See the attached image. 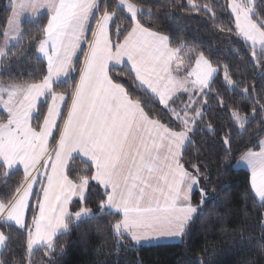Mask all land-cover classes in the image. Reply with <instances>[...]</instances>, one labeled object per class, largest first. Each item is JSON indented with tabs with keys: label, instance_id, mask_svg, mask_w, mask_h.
<instances>
[{
	"label": "snow or ice",
	"instance_id": "1",
	"mask_svg": "<svg viewBox=\"0 0 264 264\" xmlns=\"http://www.w3.org/2000/svg\"><path fill=\"white\" fill-rule=\"evenodd\" d=\"M188 3L190 11L210 13L215 20L207 4ZM173 5L184 6L174 0ZM227 8L234 28L220 25L219 30L236 37L237 58L249 59L264 79V0H229ZM42 9L47 21L36 52L46 71L31 81L0 80V112L6 113L0 118V175L7 178L22 169V179L0 198V229L9 230H0V248L15 227L26 235V264H33L34 247L52 256L56 240L73 227L114 216L109 229L115 250H136L153 239H182L191 223L208 213L241 245L255 240L264 256V213L258 237L243 227L230 229L232 210H216L218 202L231 200L226 185L208 189L212 170L205 152L211 149L187 153L194 136L218 130L204 123L209 98L227 108L221 88L239 92L252 101L254 114H264V85L258 91L246 84V76L234 79L230 65L221 67L210 47L177 43L166 30V9L146 8L144 0H12L11 31L22 35L21 15H39ZM3 39L0 70L10 71L18 53L9 50V30ZM73 73L79 79L63 88ZM121 75L135 88H126ZM241 113L240 106L233 107L231 120L244 128L248 117ZM220 143L231 145V130ZM258 147L244 151L236 163L251 170L242 198L264 209V139ZM77 157L87 162L84 169L70 163ZM233 160L227 147L214 162L226 172ZM93 190L99 196L95 210L88 206ZM0 264L19 262L0 258Z\"/></svg>",
	"mask_w": 264,
	"mask_h": 264
},
{
	"label": "trees",
	"instance_id": "2",
	"mask_svg": "<svg viewBox=\"0 0 264 264\" xmlns=\"http://www.w3.org/2000/svg\"><path fill=\"white\" fill-rule=\"evenodd\" d=\"M193 2L200 5L207 4L213 8L216 13L215 20L211 18L210 13L190 11L188 0H180L179 3L174 0L175 5H184L183 7L174 6L173 0H144L146 8L166 9V30L175 35L177 43L184 41L189 46L210 47L214 54L213 59L218 60L221 67L224 64L230 65L234 79H240L241 75H244L247 77L246 84H254L259 91L261 85H264V79L258 71L253 69L249 59L237 58L239 44L233 43L236 37L219 30L220 25L234 28V18L230 16V9L227 8L229 0H193ZM11 3L12 0H0V45L4 43L3 33L9 25ZM46 21L47 15L43 13L38 19L25 20L22 23L21 38L10 48V51L18 55L9 62L10 71L0 70V80L31 81L38 78L42 70L46 71V61L36 52L40 30ZM20 53L26 54L27 59L19 55ZM80 59L82 60L83 57L81 56ZM122 67L117 66V72ZM220 75L222 76L223 73L221 72ZM78 79L79 76L75 73L62 87L69 88L72 81ZM120 80L126 88H135L126 76L121 75ZM244 86L241 85V87ZM221 92L228 107H221L215 99L209 98L210 109L204 121L205 124L211 122L217 126L218 130L209 132L206 136H194V143L187 147V153L196 155L197 147L211 149V152H205V155L209 157L208 167L212 170V184L208 185V189L211 192L217 184L226 185L224 192L231 195L230 202L222 206L218 202L216 210L226 213L228 209H231L228 227L230 229L243 227L250 237H258L261 233L259 218L264 213V209L260 208L258 201L253 205L251 198L248 200L242 198L250 187L251 173L246 168L236 167L235 163L247 149L259 148V141L264 138V126L261 125L264 114L259 112L254 114L252 101L241 96L239 92L232 90L224 92L223 88ZM235 106H240L241 114L248 117L244 128H239L238 125L233 126L231 109ZM4 115L6 114L0 112V118ZM229 130L232 131V143L230 146L222 145L220 139ZM227 147H230L235 160L224 172L214 161ZM189 155H186L185 159H188ZM71 163L78 170L87 166V162L79 157ZM21 179L22 169L19 173L9 175L7 178L0 175V198L4 197L7 191ZM224 192L220 195L223 196ZM195 196L199 197L198 190ZM89 199L91 203L88 206L95 210L99 201L95 190ZM73 207L75 208V204ZM115 219L114 216L98 217L81 223L79 227H73L68 234L56 240L57 248L54 255H46L42 247L33 249L31 256L33 264H49V260H53L54 264H137V260L142 261V264H199L201 260L204 264H264V256L258 252L255 240L251 245L247 241L241 245L232 238L231 234L223 233L216 226L215 220L209 219L208 213L199 216L191 223L188 234L180 242L147 244L136 250L121 249L118 253L109 229V224L114 223ZM0 230L6 233L9 231L8 229ZM10 231L11 239L1 251L0 256L11 258L19 264H26V235L15 227Z\"/></svg>",
	"mask_w": 264,
	"mask_h": 264
},
{
	"label": "crops",
	"instance_id": "3",
	"mask_svg": "<svg viewBox=\"0 0 264 264\" xmlns=\"http://www.w3.org/2000/svg\"><path fill=\"white\" fill-rule=\"evenodd\" d=\"M47 12V10L46 9H42V10H40V14L39 15H37V14H35V13H31V12H25V13H23L22 15H21V17H20V24H21V26H22V23L25 21V20H30V21H32V20H35V19H38L41 15H43V13H46ZM7 30H9V39H8V47H9V50H10V48L14 45V44H16V43H18L19 42V40H20V38H21V35H17L15 32H13V31H11V26H10V24L8 25V27H7ZM38 55L41 57V58H43L42 57V55H40L39 53H38ZM120 66H122V65H120ZM75 73H73V75H74ZM72 75V76H73ZM43 99V98H42ZM6 114V113H5ZM264 139V138H263ZM253 151H259L260 149L258 148V149H252ZM239 160V159H238ZM237 160V161H238ZM71 163V162H70ZM235 165H236V167H243V168H246L248 171H250V173H251V170L248 168V166L246 165V164H244V163H240V164H237V163H235ZM35 248H38V247H34V249ZM3 250V248H0V254H1V251ZM0 258H1V256H0Z\"/></svg>",
	"mask_w": 264,
	"mask_h": 264
},
{
	"label": "rangeland",
	"instance_id": "4",
	"mask_svg": "<svg viewBox=\"0 0 264 264\" xmlns=\"http://www.w3.org/2000/svg\"><path fill=\"white\" fill-rule=\"evenodd\" d=\"M177 3L180 2V0H175ZM239 126V125H238ZM240 128V127H239ZM194 203L196 201H193ZM182 239L180 238H161L159 240H156V239H153L149 242H145L143 245H147V244H158L159 242L160 243H170V242H180Z\"/></svg>",
	"mask_w": 264,
	"mask_h": 264
}]
</instances>
